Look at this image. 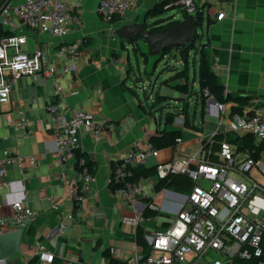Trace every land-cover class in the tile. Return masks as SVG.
I'll return each mask as SVG.
<instances>
[{
	"label": "crops",
	"instance_id": "obj_1",
	"mask_svg": "<svg viewBox=\"0 0 264 264\" xmlns=\"http://www.w3.org/2000/svg\"><path fill=\"white\" fill-rule=\"evenodd\" d=\"M20 1L10 0L14 4ZM98 1L68 0L76 19L71 22V30L64 41H83L81 53L68 61L75 70L61 78L63 95L52 96L65 112L88 111L99 121L110 120L115 124L114 129L105 134L98 137L85 134L83 138V152L92 162L95 180L81 209L75 208L71 191V187L78 185L76 159L69 157L62 161L59 158L54 136L47 127L50 118L44 106L48 97L43 88L35 84L33 78L23 77L15 82L11 99L1 105L0 160L4 157L3 149L7 148L24 156L35 154L38 161L37 167L28 161L23 166L9 164L6 175L0 178V216L13 213V200L27 202L39 212L34 222L22 228L20 250L7 258V264H28L36 255L39 243L54 253V262L50 264H101L103 258L112 257L109 245L120 248L123 259L130 258L135 251L134 230L131 225L122 224L121 218L131 214L133 207L111 191L110 176L115 161L130 147L142 145L162 128H181L182 140L175 147L159 148L158 158L152 156L149 159L150 166L158 161L197 153L199 137L211 138L216 132H222L227 140L231 137L229 134L239 135L229 128V112L232 105H237L236 100L227 102L224 116L218 114L207 99L202 101L198 97L199 80L195 75L191 79L190 93L177 90L173 87L174 81L166 85L173 92L161 93L160 87L157 93L170 96V103L176 100L174 106L178 102L186 103L188 112L193 100L195 107L201 104L209 114L221 116L219 123L202 120L203 127L209 128L210 133L204 134L194 117L191 120L196 127L184 126L183 115L177 116L172 124H165V111L151 106L157 94H154V87L159 76L152 79L150 74L155 71H148L145 63L148 79L142 77L140 53L135 47L137 42L121 37L119 29L125 24L154 22L158 18L147 14L162 0H138L137 5L124 15L116 16L111 23L104 21L98 12ZM220 8L225 17L222 20L210 18L211 22L204 25V42L213 69L224 84L225 92L249 97L245 111L255 108L264 111V0H226ZM147 27L150 26L147 24ZM25 32L27 43L31 38L34 49L45 46L52 39L48 33L38 30L27 28ZM27 43L25 49L34 50ZM131 49L138 72L134 68ZM124 55L125 59L122 58ZM143 58L148 63L144 55ZM153 66L155 70V62ZM148 85L152 87L149 96L145 93ZM48 91L51 94L54 91L50 82ZM24 120H28L32 132L19 125ZM7 181L11 182L10 186L4 185ZM152 196L158 204L165 205V193L153 192ZM50 197L62 203L60 209L53 208ZM61 222L67 225L64 235L49 237L51 230ZM6 230L0 228V233ZM127 235L134 241L131 249L120 244ZM38 263L44 264L39 260Z\"/></svg>",
	"mask_w": 264,
	"mask_h": 264
},
{
	"label": "built area",
	"instance_id": "obj_2",
	"mask_svg": "<svg viewBox=\"0 0 264 264\" xmlns=\"http://www.w3.org/2000/svg\"><path fill=\"white\" fill-rule=\"evenodd\" d=\"M223 1L226 0H178L176 4L180 5L183 17L195 19L198 12H203L205 20H222ZM137 2L99 0L97 9L104 21L111 23L115 16L124 15ZM75 19L68 0H22L18 4L5 0L0 5V108L11 99L15 82L23 77L33 78L43 88L48 97L44 106L50 118L47 127L54 136L59 158L76 159L78 185L71 187V191L75 208L81 209L95 180L87 156L78 154L83 152V138L85 134L93 137L105 134L115 124L110 120L99 121L88 111L65 112L52 99L63 95L61 78L75 70L68 61L81 53L83 40L64 41ZM27 28L48 33L52 39L43 47L26 50ZM203 28L198 26L199 36L205 31ZM49 82L54 89L52 94L48 91ZM202 94L218 114L225 115L226 102L217 101L207 87ZM229 116L230 130L239 135H253V144L238 145L224 140L215 151L216 159H212L213 139L202 136L197 153L150 166L149 159L158 158L160 149L146 140L142 145L130 147L115 161L110 176L111 191L133 207L132 213L123 216L121 222L133 227L135 251L130 258L123 259L122 250L109 245L112 258L128 264H264V182L250 174L257 167L264 176V111L255 108L252 115L248 111L233 114L230 111ZM19 125L32 132L28 120ZM181 140V137L176 139L177 143ZM3 154L0 178L6 175L9 164L23 166L28 161L38 166L35 154L24 156L7 148ZM140 167H154V174L139 173ZM176 176L190 180V190H170L163 185L165 180ZM4 185L10 186L11 182ZM148 186L152 193H165L164 206L148 193ZM50 198L53 208L60 209L62 203ZM12 207V214L0 216V228H24L39 216L27 202L13 200ZM146 208L159 214L146 218ZM159 219L162 221L157 223ZM145 222L157 228L147 231L142 225ZM66 226L61 222L49 237L63 236ZM138 226H142L146 246L137 242ZM36 256L42 263L50 264L55 255L39 243ZM0 264H7V258L1 254ZM101 264H109V259L103 258Z\"/></svg>",
	"mask_w": 264,
	"mask_h": 264
},
{
	"label": "trees",
	"instance_id": "obj_3",
	"mask_svg": "<svg viewBox=\"0 0 264 264\" xmlns=\"http://www.w3.org/2000/svg\"><path fill=\"white\" fill-rule=\"evenodd\" d=\"M10 1V0H8ZM178 0H162L159 2L152 10H150L147 14V16H156L158 19H156L152 23H147L151 28L155 29H162L167 26H171L179 22L181 19H176L174 15H164L167 11L175 8L176 6H180L176 4ZM181 8V7H180ZM118 17V16H117ZM115 16L114 19L117 18ZM205 22L209 24L211 22L210 18H206L203 12H198L195 18V23L200 26L204 27ZM146 24V25H147ZM204 29V28H203ZM203 31V30H202ZM204 32L201 33V35L196 38L193 42L187 44V45H175L168 47L166 50L162 51L159 54L160 59H163L167 55L170 56L169 59L171 60H178L182 61L184 64L183 68H178L175 65L169 64V61L166 63V67L164 70H168L171 72V74L166 77V79L163 80L164 83L169 84L174 81V87L182 92L190 93L192 91L191 89V83L193 82L191 80V77L189 75V61L191 58H193L194 62H199V69H198V77L199 83H198V89H197V95L202 100L205 101L206 97L203 96L202 90L204 88H209L211 93L214 95V97L219 102H228L229 100H236L237 105L234 104L231 106V113H243L245 111V106H247L249 97H243L238 96L230 92H225V86L222 84L218 78V75L213 69L212 63L210 61V56L208 53V50L204 47L206 45L205 38H204ZM136 44V43H135ZM173 50L175 52H173ZM144 55V54H143ZM156 65V63H155ZM170 96L163 95L160 93H157L154 97L152 107L157 108L158 111H164L166 109L165 116L166 118H169V120H165V124L170 123L172 116L178 112L179 114H183L184 116V126L187 127H196L195 124L191 120L190 113L188 112V109H185V106L178 109L176 112H173L174 110H171L170 106ZM167 108H169L167 110ZM182 110V111H181ZM172 122V121H171ZM173 123V122H172ZM183 131L181 128H162L157 130L154 134L150 135L149 140L157 147V148H165V147H175L177 144L176 139L178 137H182ZM213 143H212V150H211V156L212 159H216L215 151L218 150L219 144L224 141V135L222 132H216L213 137ZM228 141H231L233 143H236L240 145L241 143L244 144H253L254 143V136L251 134H243V135H231V137L227 138ZM78 154L86 155L85 152H79ZM87 156V155H86ZM88 158V157H87ZM90 164L92 165V162L89 160ZM139 173H145V174H154V167H140L138 169ZM162 184V183H160ZM167 185L168 187H174L178 190H190L191 188V182L186 177L183 176H176L171 178L169 181H166L163 183V185ZM149 198L148 200H150ZM159 213L157 211L151 210L150 208H146L144 210V216L146 218H149L151 216H156ZM137 234V242L140 245L146 246V241L144 238V231L142 229V226H138L136 230ZM147 248V247H146ZM108 251H105V255L108 256ZM38 256H33L29 261L28 264H40L38 263ZM54 260V259H53ZM52 260L51 263L54 261ZM109 264H128L125 261L117 260L115 258L109 257Z\"/></svg>",
	"mask_w": 264,
	"mask_h": 264
},
{
	"label": "rangeland",
	"instance_id": "obj_4",
	"mask_svg": "<svg viewBox=\"0 0 264 264\" xmlns=\"http://www.w3.org/2000/svg\"><path fill=\"white\" fill-rule=\"evenodd\" d=\"M166 15H168V16L174 15L176 17V19L183 18V12H182L180 6H176L175 8L167 11ZM200 32H201V28H199V33ZM27 45L29 47H31V49H34L33 48L34 43H33V40L31 38H29V42L27 43ZM135 47H136L137 52L141 54V55L139 54V61H140V65H141V71L140 72H141L142 77H144L145 79H148L147 74L145 73V70H144V64L145 63H146L148 71H150V72L155 71L153 74H150L152 79H155L157 76H159L157 79V82L155 84V87H154L155 88L154 94L159 92L158 90L160 87H162L161 93L166 94V91L173 92L174 90L172 88H169L168 86H166L167 84L163 82V80L166 79L165 76H167V74L170 73V72H168V70H164V69L167 68L166 67L167 61H169V64H171V65H175L178 68H183L184 64L179 62L180 59L178 58V60L173 59L170 61V59H169L170 56H168V55L166 57H164L163 59H160L159 55H150L149 54V45L142 38L139 41H137V44ZM130 52H131V56L133 58L134 68H135L136 72H138V67L136 66L137 62H136L134 51L131 49ZM143 54H144L145 59L148 60V63L146 61H144ZM122 58L125 59L126 58L125 55L122 56ZM154 62L156 63V66H157V68L155 70L153 69L154 68V66H153ZM177 62H179V63H177ZM188 67H189V75H190L191 79H193L194 75L198 76V69H199V62L198 61L194 62L193 58H191L189 61ZM151 89H152V87L149 85L147 86V88H145V93L147 94V96L151 95V93H152ZM174 101H176V100H172V103H170L171 104L170 108H171V110H174L173 112H176L175 108H180V107L182 108L184 102H178L177 105L174 106L173 105L175 103ZM150 103H152V101H150ZM184 106H185L184 110H186V103L184 104ZM168 109L169 108H167V110ZM195 110H196V112H195V116H194ZM164 111L165 112L163 114L166 113V109ZM189 112L191 114V118H193V117L195 118V122H196L197 126L202 128L204 134H208L211 131L209 128L203 127L202 120L205 122L210 121V122L219 123L220 118H221V116H219V115L217 116L214 114H209L206 109L203 110L201 104H199L197 107H195V103L193 100H192V102H190ZM180 115H183V114H181V113L179 114L178 112H176V114L174 116H172L171 121L172 122L176 121L177 116H180ZM163 118H164V120H169V118L164 117V115H163ZM225 120H227L226 116H225ZM171 121H170V123L172 124ZM186 129H187L186 131L189 130L188 128H186ZM195 130H199V129H195ZM229 136H231V135L229 134ZM250 174L253 175L254 177H256L257 179L264 182V176L262 173H260V171L258 170L257 167H253L250 171ZM169 189L173 190L175 188L170 187ZM148 193L152 194L149 186H148ZM160 221H162V220L159 219L157 221V223H159ZM142 225L144 226V228L147 231H154L157 228L153 223H149V222H145ZM125 239H124L125 241L123 240V243H120L121 247H124L127 249L133 248L134 247V241L131 240L132 238L129 235H127V236H125ZM33 251L35 252V250H33Z\"/></svg>",
	"mask_w": 264,
	"mask_h": 264
},
{
	"label": "water",
	"instance_id": "obj_5",
	"mask_svg": "<svg viewBox=\"0 0 264 264\" xmlns=\"http://www.w3.org/2000/svg\"><path fill=\"white\" fill-rule=\"evenodd\" d=\"M5 0H0V5ZM198 26L193 16H185L174 25L155 29L147 27L145 23L135 22L125 24L120 27L119 35L130 42H137L144 39L149 45L150 55H159L168 47L175 45H187L193 42L199 34H197ZM254 110L248 111L252 115ZM22 228L6 230L0 233V254L2 257L8 258L16 254L20 250V239Z\"/></svg>",
	"mask_w": 264,
	"mask_h": 264
}]
</instances>
